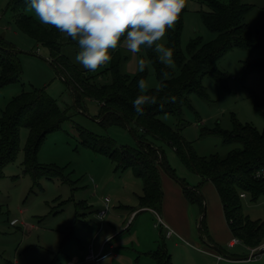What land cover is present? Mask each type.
<instances>
[{"label": "rangeland", "instance_id": "rangeland-1", "mask_svg": "<svg viewBox=\"0 0 264 264\" xmlns=\"http://www.w3.org/2000/svg\"><path fill=\"white\" fill-rule=\"evenodd\" d=\"M12 1L0 0V39L19 50L16 54L23 77L0 88V109L23 89L35 87L43 88L69 117L59 129L46 135L33 165H28L26 154L30 128L21 125L20 151L4 165L0 176V264H105L104 259L100 262L86 259L88 249L93 246L97 252L103 242L104 251L110 252L107 264H155L145 252L157 249L160 244L174 264H264V252L248 258L253 252L244 242L229 246L231 235L217 188L185 166L170 144L155 139L175 169L176 177L200 189L203 210L188 200L180 180L164 170L162 205L157 204L155 209L145 207L141 197L143 178L131 168L121 169L110 157L83 143L80 127L111 136L115 147L137 145L129 126H105L100 122L104 114L96 100L87 99L81 107L76 106L73 87L66 80L68 72L46 45L37 43L18 27ZM243 1L254 6L246 17L255 25L264 11V0ZM209 10L207 0H186L174 29L167 31L163 41L166 46L170 47L171 37L177 34L186 53L193 41L211 42L217 32L205 19L204 13ZM23 11L34 16L27 5ZM61 42L62 53L70 63L87 73L95 74L114 64L120 72L135 77L142 73L137 61L143 58L148 63L143 72L149 90L161 85L152 49H142L133 56L121 43L111 52L109 63L89 71L75 62L79 51L76 42L64 36ZM263 59L264 40L257 49L229 50L218 59V72L203 76L205 94L192 92L190 105L184 106L181 114L165 113L161 119L179 130L198 156H225L240 143H226L216 129L233 130L237 122L264 130V116L256 109V102L264 101V68L248 69ZM170 68L175 73L180 71L175 59ZM106 197L110 198L109 207ZM242 211L254 220L264 218V196L258 200L250 195L243 197ZM171 212L181 214L182 222H170L167 215ZM100 214L104 215L103 220H97ZM203 216L205 230L222 251L214 250L207 237H202ZM169 228L174 231L172 235L167 234ZM237 237L232 233V239ZM217 254L223 258L219 259Z\"/></svg>", "mask_w": 264, "mask_h": 264}, {"label": "trees", "instance_id": "trees-1", "mask_svg": "<svg viewBox=\"0 0 264 264\" xmlns=\"http://www.w3.org/2000/svg\"><path fill=\"white\" fill-rule=\"evenodd\" d=\"M210 10L204 13L209 27L217 32L209 43L199 44L193 41L186 53L179 44V35L171 37L170 47L174 50V59L179 66V73L166 68L156 53L151 54L161 84H166L158 96L156 105L146 106L143 115L136 113L133 100L139 94L138 81L145 80V72L135 77L120 72L114 64L98 73H87L70 63L62 53V35L54 28L41 25L38 20L23 11L25 0H13L11 8L16 16L18 27L46 45L53 57L68 72L66 80L73 87L76 106L81 107L87 99L99 102L103 118L102 124H119L129 126L136 137L137 145L115 147L114 138L99 135L80 127L83 143L91 146L97 153H102L117 162L121 169L131 168L144 180L145 207L155 209L162 205L164 191L161 171H167L184 185V193L191 203H197L204 209V197L200 189L191 187L183 178H177L175 169L166 157L165 151L158 147L156 140L170 144L181 161L189 169L196 171L203 180L211 181L221 196L230 231L251 248L264 244V218L254 220L242 211L241 193L250 195L253 200L264 196V177L257 171L264 169V130L252 124L237 123L233 130L219 129L226 143L239 142L225 156L220 154L198 156L192 143L182 136L181 132L161 119L165 113L181 114L183 107L190 105L189 95L192 92L205 94L202 84L206 73L218 72V59L233 48L257 49L264 40V11L260 20L251 25L247 14L254 6L243 0H207ZM264 68V59L248 67L251 70ZM162 71H168L171 79L162 80ZM104 72V74H102ZM103 77H102V75ZM107 75V77H106ZM22 67L14 46L0 39V88L20 81ZM102 77V79H101ZM110 77V78H109ZM107 78V80H103ZM109 79V80H108ZM102 80V81H101ZM160 87V86H159ZM158 87V88H159ZM157 88L150 89L154 91ZM174 95L175 103H160L165 96ZM256 109L264 116V101L256 102ZM0 176L6 163L13 161L20 151V128H30V138L26 147L28 165H33L37 152L46 135L61 127L69 116L58 102L43 88L23 89L15 95L5 108L0 109ZM41 170H43L41 168ZM39 170L36 171V174ZM202 219L201 235L214 243L204 226ZM237 237V238H238ZM204 238V237H203ZM145 254L155 264H174L171 256L160 244L157 249Z\"/></svg>", "mask_w": 264, "mask_h": 264}, {"label": "clouds", "instance_id": "clouds-1", "mask_svg": "<svg viewBox=\"0 0 264 264\" xmlns=\"http://www.w3.org/2000/svg\"><path fill=\"white\" fill-rule=\"evenodd\" d=\"M34 18L43 26L54 27L62 36L76 42L79 51L75 62L89 71H96L112 59L111 52L122 43L127 51L137 56L142 49H152L159 61L170 68L174 64V50L163 42L167 31L173 30L186 0H25ZM148 67L145 59L137 61L139 72ZM162 71V80L171 79ZM139 94L133 108L139 115L146 106L156 105L159 93L167 88L161 84L149 91L146 81L138 82ZM175 103L176 97L168 95L165 103ZM103 220V214L97 215ZM110 238V237H109ZM109 257H105V264Z\"/></svg>", "mask_w": 264, "mask_h": 264}, {"label": "built area", "instance_id": "built-area-1", "mask_svg": "<svg viewBox=\"0 0 264 264\" xmlns=\"http://www.w3.org/2000/svg\"><path fill=\"white\" fill-rule=\"evenodd\" d=\"M258 173V176H263L264 177V169L262 170H258L257 171ZM241 196L242 197H245L246 194L245 193H241ZM106 201H107V206L109 207V201H110V198L106 197ZM106 211H103V214H105ZM163 222V221H162ZM165 224V223H164ZM167 227H169L167 224H165ZM168 234L171 235L174 233L173 229L172 228H169L168 229ZM241 240L239 238H233L229 245L232 246V245H235L237 244L238 242H240ZM264 246V245H262ZM262 246H259V247H256V250ZM106 255V253L102 254L101 252H96L95 249L91 246L89 249H88V252L86 254V259L87 260H90V261H96L98 262L102 257H104ZM217 257L219 259H222L223 256L221 254H217Z\"/></svg>", "mask_w": 264, "mask_h": 264}, {"label": "crops", "instance_id": "crops-1", "mask_svg": "<svg viewBox=\"0 0 264 264\" xmlns=\"http://www.w3.org/2000/svg\"><path fill=\"white\" fill-rule=\"evenodd\" d=\"M161 177H162V183L164 184V182L166 181V178H165V172H161ZM164 207H166L164 204H163V209H164ZM168 219H169V221L171 222H175V223H181L182 221H181V218H182V216H181V214H176L175 212H174V214H172V212L171 213H169L168 215ZM183 219V218H182ZM167 234H168V232H167ZM229 234L231 235L230 237L231 238H229L228 239V243H230V241L232 240V233L230 232V228H229ZM172 235V234H171ZM237 244H235V245H232L231 247H234V246H236ZM230 246V245H229ZM93 247V246H92ZM249 247V246H248ZM94 248V247H93ZM104 249H105V246H104V242L102 243V245L100 246V248H99V250L97 251V252H101L102 254H104V253H106V255L104 256V257H102L98 262H100V261H102L105 257H107L108 256V254L110 253V252H105L104 251ZM248 249H250L251 250V252H253V251H256V248H251V247H249ZM87 254V253H86ZM70 264H73L72 262L70 263Z\"/></svg>", "mask_w": 264, "mask_h": 264}, {"label": "water", "instance_id": "water-1", "mask_svg": "<svg viewBox=\"0 0 264 264\" xmlns=\"http://www.w3.org/2000/svg\"><path fill=\"white\" fill-rule=\"evenodd\" d=\"M17 49H15V51H16ZM17 51H19V50H17ZM74 100H75V98H74ZM204 217V216H203ZM203 219V218H202ZM202 219H201V225H202ZM210 244H211V246H212V248L214 249V250H217V251H222L221 250V248L218 246V245H216L215 243H212V242H210V241H208ZM261 252H264V246H262V247H260V248H258L256 251H253V254H251L248 258H250V257H252V256H255V255H257V253H261ZM233 259H238V258H234V257H232Z\"/></svg>", "mask_w": 264, "mask_h": 264}]
</instances>
